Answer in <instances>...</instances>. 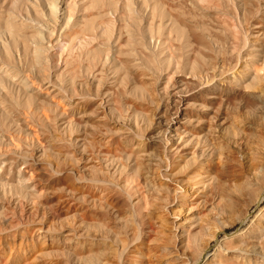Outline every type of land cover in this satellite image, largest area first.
<instances>
[{
    "label": "rangeland",
    "instance_id": "rangeland-1",
    "mask_svg": "<svg viewBox=\"0 0 264 264\" xmlns=\"http://www.w3.org/2000/svg\"><path fill=\"white\" fill-rule=\"evenodd\" d=\"M253 1L254 3L252 0H245L243 4L242 0H59L60 11L59 14L57 13L54 21L48 13L46 0H0V11L6 9L12 15L14 14L15 16H13L18 26L28 28V30L30 28L37 29L39 25L36 24L41 23L40 27L42 26V28L44 26L42 33L44 36H41V38H44V41L40 39V44L44 49V56L46 57H44L45 64L48 65L45 66L46 68L44 67V70L39 75L44 77L41 78L46 84V87H49V89L52 87V89L56 88L54 90L55 92L51 89L49 96L52 93V97L50 99L48 96V98L38 97L39 94L36 96L35 93V95H32L33 92H30V94L27 91V93L23 85H19V80L16 79V75V77L12 75L11 77L14 79L11 80L10 76L9 78L5 73L2 74L3 72H0V84H3L0 85V95H4V91H7L10 97H18L16 98L17 104H13L14 109L17 105H19V109L22 108L20 110L21 112L17 110L18 107L15 109L19 111V115H17L19 116V119L17 118L19 121L15 120L17 117L15 114V117L14 115L12 116L15 119L12 120L10 118L11 115L7 116L10 113H5L3 110L1 112L2 108H0V121L2 122L1 125L3 124L2 126L0 125V128L2 127L1 130L4 131H1L4 134L3 136L0 134V171L3 175V179H1L2 183L0 182L2 188L0 187V189L5 188L4 191H0V200H3L2 202H4L6 208L8 205L12 206L5 209L11 214L10 216L8 215L10 218L9 222L11 221L8 224H11V228L8 225L6 227L7 230L9 229L8 231L6 228H0V264H57L59 262L58 260L64 261L65 264H72L69 258L70 253H67L65 249H56L57 252L54 248L52 250L48 249L51 248L48 246V242L45 243L47 245L43 244L44 247L42 244V246L39 244L41 248L43 247L42 249L47 247L48 250L39 249L40 247L36 242V235L38 234L40 237V234L58 233L61 230H73V232L79 233L85 223H89L90 218L87 220L88 217L86 216L89 213L91 215L90 211L93 209H97L99 212L107 211L108 213L104 214H107L106 216L109 215L108 220L109 218L110 220L113 219L110 222H115L116 226L118 225L117 227L120 228V231L121 228H125V231L121 233L123 236L120 235L122 238L130 237V235L126 234L132 230L134 232L135 228L136 231L134 233H137L145 221L143 214L147 205L143 206L146 200L142 196L148 194L145 191H149L150 186L145 184L139 176L134 177L132 175L131 172L134 168L132 170L127 169L130 166H134V162L128 153L124 151L123 145L127 143L131 136L138 135L141 141H143V149L145 148L146 150H144L147 152L143 150L141 158L145 160L142 159L141 161L143 162L141 163L143 165L145 162L143 166H147L145 167L146 169L142 166V169L143 171L147 170L146 172H149L152 164V168L159 165L160 158H156L154 155L165 145V150L170 152L168 153L170 154V158L168 154L167 158L179 160L182 156L185 157L182 154L183 150L176 148V143L172 140L173 138L178 139V136L182 138L188 135L200 136L199 139H201L202 145H204V152L201 156L199 153H196L198 152V147L187 148L186 153L188 157L186 156V158H188L189 162L196 164L198 162H205L211 158L210 160L215 159L216 162L219 161V166L222 167V160L224 159L226 148L233 145L232 141L236 130L241 131L244 125H250L252 123L251 126L254 125L255 127L257 125V129L264 131V105L261 103L258 104L257 100V103L254 102V99L247 94V90L238 87L234 83V78L238 74L242 75L244 70L246 72L248 69L255 74L252 82L254 87L250 91L264 93V56L262 55L264 52L259 49L260 44L258 43L264 41V0ZM247 2H251L252 4L249 3L250 6L248 4L245 5ZM243 6L247 8L249 6L250 8L247 10ZM67 7H69V10ZM242 7L245 9L244 12ZM21 19L25 22L21 21ZM49 22L50 25H48ZM40 27L38 29L42 30ZM45 27L48 28V31ZM50 28L53 29L52 33L51 30L48 33ZM261 29L263 30L261 31ZM28 30L26 33H22L23 35L18 34L19 38L11 37L13 40L5 32L0 31V59L13 64L17 69V72L14 71V73L18 76L21 73L24 76L28 74L27 77H34L33 79L39 80V75L36 73L37 69H35L36 63L33 58L34 52L33 50H29L34 45L30 40V36H33L31 35L33 34V30H30L31 32ZM191 32L205 36L209 42L208 58H204L203 60L200 57H198L199 59H192L191 48L195 44L194 35L196 34H192ZM213 36L221 37V43L215 45L212 41ZM20 37H25L28 42L31 41V46L29 45V47L24 48ZM62 37L66 39L64 40ZM2 41L5 42L7 48L3 45ZM224 44L226 45L224 46ZM259 52H261L260 55ZM120 55L125 58L127 57L129 60L132 58L131 62L134 59V66L131 64V66L126 67L120 62L122 64L121 66L119 59H116ZM256 56L259 57L257 58ZM259 59L262 60L260 61ZM18 61H21L20 65ZM259 61L260 63H258ZM262 61L263 63H261ZM210 73H213L212 75L215 76L214 81L209 80L211 78ZM14 80H18V83ZM59 81L62 83L61 85ZM181 81L185 82L188 89L195 87L193 92L186 97L190 103L188 104L186 102V117L184 121L179 123L175 133L174 129L171 130L172 136H169V130L163 135L164 131L162 128L165 127L166 119L170 115L174 116L173 113L175 110L173 109L178 104L177 87ZM207 81L208 83H206ZM45 84L41 86L42 90L46 88ZM201 86L202 88H200ZM58 88L62 90L61 94H64L65 91L66 95L64 94L63 96H66V99H63L64 97L60 94ZM47 90L44 91L46 92ZM44 91L43 93L45 94ZM14 97L12 98L13 101L15 99ZM18 100H20V104ZM14 113L17 112L14 111ZM5 114L6 116H4ZM20 122L24 124L21 125ZM39 132L46 136L49 147L47 146L48 142L46 143L42 140L41 137L43 136L39 137ZM36 136L39 137L38 140H36ZM124 138L128 139L124 142ZM166 140L170 145L168 144L167 146ZM44 145L46 147H42ZM103 152H105L106 156ZM7 154L24 159L23 163L19 162V168L17 169L26 172V182L29 185H34L32 189L36 188L35 192L41 189V191L39 190L37 193H33L35 197L30 195L28 193L29 191L25 194L26 189H23L25 193L22 192L24 195H21V191L23 190H21L22 188L20 186L18 189V180L15 179L17 177L15 175L16 168L9 165V159H3L4 155L6 156ZM108 154H112V157ZM113 154L117 155V157ZM87 156L89 158L88 160ZM105 159H108V161ZM155 159L158 163L155 162ZM92 160L96 162H91ZM82 161L83 163L87 162V167H84L85 163H81ZM91 163L95 165V167L92 165L94 168L90 167ZM162 163L160 164L162 165ZM111 167H116L113 169L118 174ZM101 168L105 170L107 173L105 175L109 176L108 178L102 175L105 172ZM99 169L100 171H98ZM93 170H95V175L96 173H102L98 175V178L101 180H103V176V178L106 177V181L102 182L103 185H106L105 183L108 180L107 185L113 182V186L117 185L119 187H113L111 184V188L110 184L108 185L109 187L106 185L109 189H112L109 190L110 192L114 188H117L115 189L116 192L123 188V192L118 191V196L116 194L114 195V192L111 193L118 198L122 196V199L126 200H124V204L126 205L128 203L130 205V200H127V195L130 194L129 199L131 198L132 206H123L121 209L118 208L121 211L117 212L115 206L111 207V205L105 204L106 201L99 196V190H94L96 189L94 182L91 181L93 183L92 185L89 182L92 176L90 174L93 173ZM126 170H128V173ZM134 172L135 170L133 174L136 175V172ZM83 177H87L88 179H83ZM115 178L117 181L114 180ZM77 181L79 185L80 183L82 184L80 190L79 187H76L78 186ZM194 181L197 183L196 186L201 187L197 189L199 192L197 193L205 194L203 191L208 190V183L204 182L203 177L197 175ZM97 184L99 185L100 183ZM82 186H93V191L89 190L91 188H87L91 193L87 192L88 190L86 191V188H81ZM180 187L185 190L186 197L182 200L184 203L183 207L174 208L169 212L172 215L175 209H179L175 210L173 216L180 217V220L178 219L176 221L177 229L176 227L174 229V232L176 231L174 238L169 237L167 243L168 245L169 243L170 245L175 243L176 247L173 249V255L175 256L178 253L180 254L179 258H184L185 260V258H188V253L182 251V245L189 243L191 244L189 245L190 247L193 246L194 249L196 248L195 244L199 242L197 240L201 239V231L196 232L195 230L197 229L198 231L201 229L204 231V228H201L204 225L202 221L200 222V218H205L204 213L206 211L215 209L213 207L216 206V201L213 204H211L212 202L207 203L213 207L207 204L203 206L201 203L194 204V202L190 201V187L177 183L172 184L170 187L171 190L169 189L171 198H180ZM9 189L12 193L9 192ZM13 189H16L14 192L21 190L17 193L20 195L21 200L17 199L19 195L17 196L16 192H13ZM83 189L86 192H82ZM95 191L97 193L99 192L98 196L101 201H99L97 193L96 196L93 195L92 197ZM139 192L140 194H138ZM123 193L124 195L127 193V197L122 195ZM3 194H6L5 196L8 199ZM37 194L40 196L37 198L39 200L36 199ZM26 195H29L28 198L30 199ZM31 196L35 199V202ZM142 199L145 201L144 203ZM74 205L76 207L80 205V209H86L84 211L81 209L83 214L89 213L86 216L85 214L79 215L80 212L73 209L75 208ZM92 206L93 209L91 208ZM256 206L249 203L246 208L248 214L247 218L244 219L245 221L238 220L237 218L233 220L232 218L233 225L231 227L225 226L226 233L218 230L217 240H220L219 238H222L224 235L233 233V231L237 232L239 229H245L244 227H247L249 220L254 219ZM261 206H263V201L259 202L258 207ZM10 208L11 210H9ZM87 209L90 210L87 211ZM12 210L15 211L13 212ZM19 211H22L21 215ZM126 211H132L130 213L127 212L130 215L128 219H132L134 216L138 218L140 214L139 220L133 218L137 224L132 219V222L136 226L129 224L127 226L128 230L120 222L121 219L128 217V215L118 214L119 212L122 214ZM81 215L86 218V222L83 220L85 218ZM116 215L118 216L116 217ZM132 215L134 216L132 217ZM11 216H15V219H11ZM181 216L190 218H183V221H181ZM81 217L83 219H80ZM118 217H121L120 220ZM180 221L184 222L183 224H186L187 227L194 221L195 224L193 223L191 227L189 226V231L186 230L188 228H183L185 229L184 232L178 228ZM138 223H142L140 227ZM198 223L202 225L198 226ZM227 223L229 224L228 221ZM186 231L189 233L188 235H192L191 231H193L194 235H190L187 239L188 235H186ZM196 233H200L199 236L197 235V238ZM64 234H61V238L63 236L65 237ZM25 235L27 236L25 237ZM18 237L22 239H28L30 237V239H25L26 241L24 242V239L22 241ZM194 239L196 241L195 243ZM31 240L32 246L34 245L33 243L37 244L34 245V248L31 247L30 249L36 248L35 250L39 252V254L35 252L34 255L37 256H32L34 259H30L31 257L28 259L29 254H32L33 251L29 249ZM185 240L187 242H184ZM110 242L115 246L111 245L113 248L117 249L120 247V241L115 242L117 245L111 239ZM137 244L139 246V243ZM214 245L215 242L211 241L209 251H212ZM169 247L171 248L172 246ZM40 255L43 256V258L41 257L43 261L39 259ZM140 256L145 258L142 253ZM143 257L141 258L142 260L137 257V263L138 261H142L141 264H148V258L144 259ZM255 257L260 256L257 255ZM64 263L62 262L61 264ZM126 263L129 264V262Z\"/></svg>",
    "mask_w": 264,
    "mask_h": 264
},
{
    "label": "bare ground",
    "instance_id": "bare-ground-1",
    "mask_svg": "<svg viewBox=\"0 0 264 264\" xmlns=\"http://www.w3.org/2000/svg\"><path fill=\"white\" fill-rule=\"evenodd\" d=\"M242 1H243V4H244L245 0H242ZM46 2H47V6H48V13H49L50 17L53 18V20H54L57 17V13L59 14V11H60L59 0H46ZM252 2L254 3L253 0H252ZM249 3L252 4L251 2H247V3H245V5H247V4L249 5ZM249 6H248V8H250ZM243 7L247 8L245 6H243ZM243 7H242V9H243V12H244L245 9ZM68 8L69 7H67V9ZM248 8H247V10H248ZM13 15H12V13L8 12V10H6V9H3L2 11H0V31L5 32L9 38H11V37L19 38L18 34L26 33L28 28L18 26L16 24V20H15V17H14L15 15L14 16ZM83 16H84V14H83ZM65 18H66V16H65ZM21 21H24V20L21 19ZM263 24H264V16H263ZM36 25H39V27H40L41 23L40 24H36ZM48 25H50V22H49ZM38 28L37 29L36 28L35 29L34 28H30L28 30L29 32H31L33 30L32 31L33 34H31L33 36H30L31 37L30 40L32 41V43H34V45L32 44L33 47H30L32 49H29V48H27V49L33 50V52H34V57L33 58H34V61L36 63V64L34 63L35 66H36L35 69H37L36 73H38V75H39L40 72H42V70H44V67L46 65H48V64H45L44 49H43V46L40 44V39H43V41H44V38L43 37L41 38V36H44V35H42L44 26H43V28H42V26L40 27L42 30H40ZM45 29L48 31V28L45 27ZM50 30H51V33H52L53 29H51V28L49 29L48 33H50ZM262 30L263 29H261V31ZM191 33L192 34H196V35H194L195 36V38H194L195 39L194 40L195 44L191 48V57H192V59H197L198 57H200L201 60H203L204 58H208V56H209L208 51H209V47L210 46H209V44H208L209 42L207 41L205 36H201V35H199L197 33H193V32H191ZM30 37H28V38H30ZM0 38H1V36H0ZM221 40L222 39L219 36H217V37L213 36V38H212V41H213V43L215 45L220 44ZM20 41L24 44V46L22 45L24 48L25 47H29V45L31 46V41L28 42L25 39V37L24 38L20 37ZM2 43H3V45L5 47L7 46L4 41H2ZM258 43L260 44L259 45L260 46L259 49L264 52V41L262 43H260V42H258ZM252 44H254V43H252ZM225 45L226 44H224V46ZM254 46H255V44H254ZM256 51L258 52V50H256ZM260 54H261V52H259V55ZM262 55L264 56V53ZM256 57L258 58L259 56H256ZM12 59H14V58H12ZM18 59L21 60L20 58H18ZM116 59L117 60L119 59V63L122 62V64H124L126 67L127 66H131V64H132V66H134L133 65L134 64V62H133L134 59L131 62L132 58L129 60L127 57L125 58V57L120 55V57L116 58ZM260 61L258 63H260ZM263 61L261 63H263ZM8 62H6V60L0 59V72L1 73L3 72L2 74L5 73V75H7L8 77L9 76L11 77L12 75H14V76L16 75L17 77L16 76L15 77H16V79L19 80V85L22 84L23 87L26 89V92L27 91H29V93L33 92L32 95L36 94V96H37L39 94L40 96L38 95V97H45V98L48 96L49 99H50V97H52V93H51V96H49V93L51 92V89L53 87L51 89H49V87H46V84L44 83V81L41 78L43 76L39 75L38 76L39 80L33 79L34 77H32V78L27 77L28 74L27 75L25 74V76H24L22 73L21 74L19 73L20 76H18L16 73H14V71L17 72L16 67H14L13 64L8 63ZM46 63H47V61H46ZM48 63H49V61H48ZM18 64L20 65L21 61ZM122 64L120 63L121 66H122ZM237 64H238V62H237ZM263 64H261V65H263ZM231 69H233V68H231ZM212 74L211 73L209 74V75H211V78L209 80L214 81L215 80V76H213ZM254 78H255L254 72L253 71H249L247 69L246 72L244 70V73L242 75L238 74V76H236L234 78V83H236L238 85V87H241L242 89L247 90L248 91L247 94H249L254 99V102H256V100H257L258 104L261 103L262 105H264V93L260 92V91H253V90L250 91L254 87L253 83H252ZM10 79L13 80L14 78L12 79V77H11ZM18 80L17 81L14 80V81H16L18 83ZM59 83H60V81H59ZM206 83H208V81ZM44 84H45V87L47 89H49V90H47L46 88H44V90L49 91L48 93H47V91L45 92L44 90L41 89V86H43ZM61 84L62 83H60V85ZM0 85H3V84H0ZM205 85H204V87H205ZM177 88H178V90H177L178 104H176L177 107L175 109H173V110H175L174 113H173L174 116L170 115V116H168L169 118L166 119L165 127L162 128L163 131H164L163 135H165V132H167L169 130L170 131L169 132V136H172L171 130L174 129V133H175L176 132L175 130L177 129V126L179 125V123H181L182 121L185 120V117H186L185 107L187 106L186 102H188L186 97L190 93H192L193 90L195 89V87L194 88L192 87L191 89H188L187 85L183 81H181V83L178 85ZM200 88H202V86ZM25 89H23V90H25ZM41 90H42V93L44 91L45 94L43 93V95H42ZM52 90L54 91V90H56V88H54ZM58 90H60V94H61L62 90L60 88H58ZM3 91H4V89H3ZM64 94H65V91H64ZM64 94H61V95L63 96ZM62 96H61V98L64 97V96L63 97ZM13 97L14 96L10 97V94L7 91H4V95H0V108H2L1 112H2V110L5 113L9 112L10 114H8L7 116L11 115L10 118L12 120L15 119V118H12V116L14 114L16 116L19 115V111L22 109V108L19 109V105L16 106V107H18V109L15 107V109H17L19 111L14 109V105L17 104L16 103L17 102L16 98H18V97H16V98L14 97L16 99V100L14 99L15 103H13L14 102L13 99H12ZM173 98H175V97H173ZM63 99H66V96ZM18 102L20 104V100H18ZM188 104H190V103L188 102ZM21 107H23V106H21ZM14 111L17 112V113H14ZM12 112H13V114H12ZM22 114H24V113L22 112ZM43 114L45 115V113H43ZM15 115H14V117H15ZM4 116H6V114ZM20 116H21V114H20ZM18 117L19 116H17L15 120H18L19 119ZM47 118H49V117H47ZM20 119H21V117H20ZM236 120H237V117H236ZM239 122H241V120H239ZM1 123L2 122L0 121V125H1ZM20 124H21V122H20ZM22 124H24V123L22 122ZM251 124L250 125L246 124V125H244L243 128L241 127L243 130H241V131H237L236 130L234 132V137H233V141H232L233 145H231L229 148H226L227 150L225 152L224 159L222 160L223 161L222 167L219 166V163H218L219 161L216 162L215 159H214L215 161L214 160H210L211 158L210 159L207 158L208 159L207 161L198 162L196 164H192L191 162H189L188 158H186V156H187V153H186L187 148L194 147V146L198 147V152H196V153H199L200 156H201V154H203V152H204V150H203L204 149L203 148L204 145H202V141H201V139H199L200 136L196 137V136H193V135H190V136L188 135V136H186L184 138L178 136V139H174V138L172 139L176 143L175 144L176 148H178L180 150H183V152L182 151L181 152H182V154L185 157L182 156L183 158L181 157V158H179V160H174L175 158H173V160L169 159L170 158V156H169L170 154H168V153H170V152H167V150H165V146H166L165 145L163 148L161 147L162 149L160 151L156 150L158 153L155 152L156 154L154 155L156 158H160L159 162L160 163L163 162L162 165L159 163L158 166L156 165V166H154V168H152L153 167V164H152L151 170L149 169V172H146L147 170L143 171V169H142V166L144 165L145 162L143 163V165L141 163V162H143V161H141L142 159L145 160L144 158H141V155L143 154V150L145 149V148L143 149V145H142L143 141H141V139H140V137L138 135L131 136V138H129V139L126 138V139H128V141H127V143H125V145H123V148L125 149L124 151H126L128 153V155L130 156V158H132V160L134 162V164H133L134 166H130V167H128V168L126 167V168L128 170H132V168H134V170L136 172V175L133 174L134 170L132 172L131 171H129V172H131L134 177L139 176L141 179H143L145 184L150 186L149 191L146 190V188H145L146 191L144 190L146 193H148V194H146L147 196L146 195H145L146 197L144 195L142 196L146 200V202H145L142 199L143 203L144 202L146 203V204L144 203L143 206L147 205L146 206V210L144 211V214H143V219L145 221L143 220L144 224L138 223L139 227H140V224H142L143 226L140 227V230L137 231V233H134L136 231V228H135L134 232H133V230L131 231V232H133L132 234H134L135 236L130 234L131 232L129 231L130 233H128L126 235H130V237L127 236V238L126 237L122 238L121 236H123V235L121 233H123L125 231V228H121V231H122L121 232L120 228L117 227L118 225L116 226L115 222H110L113 219H111V220H110V218H109V220L107 219L109 215L106 216L107 214H104V213H108L107 211L105 212L104 206H103V210L104 211L101 209L103 212H101V211L99 212V211H97V209L94 210L93 206H92L91 208L93 210L90 208L92 210V211H90L91 215H89L90 214L89 212L84 213L85 216L89 213L88 214L89 216L87 215L86 217H88L87 220L90 218V221H89V223H87L86 222V218L83 216L84 215L83 212H82L83 208H81L82 209L81 210L80 209V207H81L80 205H79V207H78V205H77V207L74 205L75 208H73V209H75V211L80 212L79 215L83 214L81 216L85 218V219H83L81 217L80 219L85 220V222L87 223V224L85 223V225L82 227L81 231L79 233L78 232L75 233V232H73V230H71V231H69V230H63L62 231L61 230L58 233L57 232L56 233H50V234L47 233V235L40 234V237L37 234L36 235L37 239L34 237L36 239V242L38 243V244L37 243L36 244L38 246H39V244H40V246H42L43 244L44 245L48 244V246L51 247V248H48V249L52 250V248H54L55 251H56V249L57 250L58 249H62V250L65 249L67 251V253H70V255H69L70 257L69 258H70L72 264H124L126 262H129V264H136L137 263V261H136L137 257L140 258V260H142L141 258L143 256L142 257L140 256L141 253H142V255L145 256V258H148V264H264V131L257 129V127H256L257 125L254 127V125L251 126ZM1 128H0V134H1V136H3L4 134H2V132H4V131H2ZM208 129H209V126H208ZM41 134H43V133H40L39 137L43 136V137H41L42 140L47 143L48 141H46V136L44 134L43 135H41ZM36 137H37L36 140H38L39 137L38 136H36ZM4 139H5V137H4ZM126 139L124 140V142L126 141ZM187 140H190V141L187 142ZM43 141H42V143H43ZM204 141H205V139H204ZM210 141H212V140H210ZM46 143H45V145H46ZM166 144H167V146H168V144L170 145V143L167 140H166ZM45 145L42 146V147H46ZM47 146L49 147V142H48ZM225 146H226V142H225ZM42 147H41V149H42ZM169 149H170V147H169ZM145 150H144V152H147ZM42 151H44V150H42ZM103 153L105 154V152H103ZM106 153H107V151H106ZM101 154H102V151H101ZM104 154H103V156H104ZM167 154H168L169 158H167ZM111 155H109V156H111ZM113 155H115V154H113ZM193 155H194V153H193ZM105 156H106V154H105ZM115 156L117 157V155H115ZM177 156H176V158H177ZM79 157H78V159H79ZM111 157H110V159H111ZM119 157H121V156H119ZM172 157H175V156H172ZM3 159H9L10 160L9 165L10 166L12 165V167L16 168L15 175L17 177L15 179L18 180V184L16 182V184L18 185V189H19V186L22 188L21 190L26 189V191L25 190H23V191H21V190L18 191L17 190V191L18 192L21 191V195H24L23 193H25V192H26L25 194H27V191H29L28 193L30 195H32L33 197H35L34 194L37 193L39 190L41 191V189H39L38 191L36 190L37 192H35L36 188L32 189L34 187V185L30 184L31 185L30 186L29 183L26 182V180H27L26 172L24 170L22 171V170L17 169V168H19L18 167L19 162L23 163L24 159L23 158L14 157L11 154H7L6 156L4 155ZM78 159L75 158L76 161ZM88 159L89 158L87 156V160ZM103 159H104V157H103ZM193 159L195 160V158H193ZM79 160H78V162H79ZM82 160H84V159H82ZM105 160L108 161V159H105ZM76 161H75V163L77 164ZM119 161H120V158H119ZM129 161H131V160H129ZM91 162H94V161L92 160ZM155 162H156V159H155ZM81 163H83V161ZM156 163H158V162H156ZM85 164H86V166H85ZM85 164H84V167H87V162ZM121 164H122V162H121ZM92 165L95 167V165L93 163H91V166L90 165L89 166L92 167ZM148 165H150V164H148ZM146 166L147 165H145V167ZM94 167H92V168H94ZM145 167H144V169H146ZM92 168H91V170H92ZM105 168L108 169L107 167H105ZM167 169H169V170H167ZM128 170H126V172ZM94 171L95 170H93V173L90 174V176L91 175L92 176L90 178L91 180L89 179L90 180L89 182L90 183H91V181L94 182V185L96 186V189H94V190H96V191L99 190L100 194H99V192L97 193L95 191V192H93L94 194H92V197H93V195L96 196V193H97V197L101 196L102 197L101 199L106 201L105 204L111 205V207L115 206L117 208V212L121 211V210H118V208L121 209V207L129 205L128 202H127L128 203L127 205L124 204V200L125 199L123 200L122 196H119L121 198L116 197V196L119 195L118 191L123 192V190H122L123 188L122 189L120 188L121 190H117V192L115 190L117 188H114L113 191H111V192H114L113 193L114 195L116 194V196H114L109 191L112 188V186H113V182L111 183L112 186H111L110 183H108V185L110 184V186H111L110 189L108 188L109 186L107 185V182H109L108 180L105 183L108 187L106 185L102 184L103 181L104 182L106 181V177L107 178L109 177V176L105 175V174H107L105 172V170L102 169V171H104L105 173L104 174L101 173L102 175L106 176L105 178H103L104 176L103 177L101 176L103 180L98 178V175L100 173L99 174L96 173V175H97L96 176ZM96 171H97V169H96ZM98 171H100V169ZM122 171H124V170H122ZM114 172H116V171L114 170ZM142 173H144V174H142ZM108 174H109V172H108ZM112 174H114V173L112 172ZM116 174H118V173L116 172ZM197 175L199 177L200 176L203 177V179L205 180L204 182L208 183L207 184L208 185V190L206 189L205 192L203 191V193H205V194H201V193L198 194L199 192L197 191V189L201 188V187L196 186V184L198 183V180H197V183H196V181H194ZM2 176L3 175H2V172H1L0 173V182L2 181L1 179H3ZM78 177H76V178H78ZM84 178L85 177H83V179ZM85 179H88V178L86 177ZM200 179L202 180V178H200ZM100 180H101V182H100ZM114 180H116V178ZM83 181H85V180H83ZM116 181H114V182L117 183ZM81 182H82V180H81ZM4 183H3V187H4ZM77 183H78V181H77ZM97 183H100V184L98 185ZM137 183H139V182H137ZM174 183H177L179 185H184V186L188 185L190 187L189 188L190 196H191V200L190 201L194 202V204L195 203L196 204L201 203L204 206V205H206L209 202L210 203L212 202L211 204H213L214 201H216V206H214V207L211 204L210 205L207 204L209 206H212L215 209L212 210L210 208L211 211H206L204 213L205 218L202 217L203 215L201 216L202 218H200V222L202 221L203 222L202 224L204 225V227H201V228H204V231L201 230V229L198 230V231H197V229L195 230L196 232L201 231V235H200L201 239H199V240L196 239L199 242H196L195 239H194V243L195 242L197 243V244H195L196 248L194 249L193 246H192L193 248L190 247L189 245H191V244H189V243L188 244L184 243L182 245V251L183 252L186 251L188 253V258H185V260H184V258H179L180 254H178L176 252H175L176 255L175 256L173 255V249H175L176 245H175V243L173 244L172 242H175L176 240L171 242L172 245H170V243L168 245V243H167V240L169 239V237L174 238L175 232H176V231L174 232V229L177 226L176 225V221H178V219L180 220V217H175V215L173 216V214H175V210H179V209H175L172 215L169 212L171 210H173L174 208L183 207L184 203H183L182 200L186 197L185 190L182 187H180V191H181L180 192L181 193L180 198L179 199H173L174 197L171 198V196L169 195V189L172 186V184H174ZM92 184L93 183H91V185ZM81 185H82L81 183H80V185L78 183V186H76V187H79V190H80V186ZM97 185H98V188H97ZM100 185H101V187H99ZM92 187L91 186H89V187L88 186L87 187L86 186L85 187L82 186L81 188H86V191L88 190L87 188H91V189H89L91 191ZM113 187H118V186L115 185ZM15 188H16V185H15ZM124 188H126V187H124ZM203 188H205V187H203ZM140 189L142 191L141 187H140ZM1 190L4 191L5 188L0 189V191ZM14 190H16V189H13V192H14ZM84 190L85 189H83L82 192H86ZM89 190L87 192H90ZM9 192L12 193V191L10 189H9ZM9 192H7V193H9ZM18 192H16V194ZM82 192H80V193H82ZM127 192H129V191H127ZM39 194H40V192H39ZM98 194H99V196H98ZM126 194L124 195V193H123L122 195L126 196ZM138 194H140V192ZM3 195L5 196L6 194H3ZM18 195L19 194H17V196ZM37 195H36V199L41 196V194H40V196L39 195L37 196ZM26 196L28 198L29 195H26ZM127 196L126 197L128 199L126 197H124V198H126L128 201L130 200L129 207H131L132 206L131 198L129 199V196H131V195L129 194ZM33 197H32V200L34 201L35 199H33ZM5 198H7V197L5 196ZM5 198H4V200H5ZM17 199L21 200L20 199V195H19V198H17ZM22 199H23V196H22ZM28 199H30V198H28ZM10 200H9V204H10ZM37 200H39V199H37ZM95 200H94V202H95ZM2 201L0 200V226H1L0 228H4L5 229L7 227V225L9 227L11 225V224H8V223L11 222V221L9 222L10 218L8 217V215L10 216L11 214L9 213L8 210H7L8 213L5 214L7 212L5 209H7L8 207H12V206H10V205L7 206L6 205L7 206V208H6L4 202H2ZM14 201H15V199H14ZM99 201H101L100 197H99ZM260 201H263V206L258 207ZM249 203L257 205L256 208H255L254 219H252V220L250 219L251 221L249 220V224L247 225V227L246 226L244 227L245 229H243V230L239 229V231H237V232H234L232 230L233 233L230 232L231 234L224 235V236L222 235L223 237L222 238L220 237L219 238L220 240H217V232H218V230L223 231L224 233H226V227L225 226L231 227L233 225L232 218H233V220L235 218H237L238 220H244V219L247 218L248 212H247L246 208L249 205ZM3 204H4L5 208L3 207ZM93 205H95V204H93ZM85 206H88V205H85ZM3 208H4V211H6L5 213L3 211ZM15 208H16V206H15ZM77 208H78V210H77ZM85 208H87V207H85ZM100 208H102V207H100ZM100 208H98V209H100ZM105 208H106V206H105ZM125 208H127V207H125ZM125 208H123V209H125ZM79 209H80V211H79ZM9 210H11V208ZM84 210H86V209H84ZM89 210L87 209V211H89ZM12 211L14 212L15 210H12ZM140 211L142 212V210H140ZM19 212H20V215H21L22 211H19ZM127 212L130 213L132 211H126L125 213L123 212L122 214H120V212H119L118 214L119 215H123L124 214L126 216V214L128 215ZM110 215H112V214H110ZM209 215H210V217H209ZM15 216L17 217V215H15ZM117 216L118 215H116V217ZM129 216L130 215H128V217H126V218L121 219V221H120V222H122L123 225L126 226L127 230H128L127 226L129 224H133L134 226H136V224H137V222L133 219V218L136 219L137 217L132 215V217L134 216L132 219L136 222V224H134L132 222L133 221L132 219H128ZM136 216H138V215L136 214ZM139 216H140V214H139ZM139 216H138V218H139ZM169 216H171V217L169 218ZM14 217L11 216V219H13ZM113 217H114V215H113ZM120 218L118 217L119 220H120ZM183 218L184 219H189L190 217L186 218L184 216H181V221H183L182 220ZM181 221L178 223L179 224L178 228H180V230H183V231L185 230L183 228H188L186 230L189 231V226L191 227V225L193 223L195 224L196 220L192 224H190L188 227L186 226V224H183L184 222H181ZM227 221L229 222V224L227 223ZM247 221H248V219H247ZM14 222H15V220H14ZM138 222H141V221H138ZM12 223H13V221H12ZM201 225H199V223H198V226H201ZM194 226H196V225H194ZM194 226H193V228H194ZM217 227H218V229H217ZM219 227H220V229H219ZM48 229H49V227H48ZM176 229H177V227H176ZM6 230H7V228H6ZM179 232H181V231H179ZM191 232H192V235H194V232L193 231H191ZM63 233H65L64 234L65 237L63 236V238H61L62 237L61 234H63ZM125 233H127V232H125ZM188 234L189 233L187 232L186 235H188ZM199 234L196 233V238L199 236ZM126 235H124V236H126ZM131 235H132V237H131ZM190 235L187 236V239H188V237H190ZM26 236L27 235H25V237ZM30 237L32 238V236H30ZM30 237L28 239H30ZM13 238H15V237L13 236ZM172 238H171V240H172ZM19 239L21 240L22 238H19ZM23 239H22V241H23ZM25 239L28 240L27 238H25ZM25 239H24V242L26 241ZM60 239H62V240H60ZM110 239H111V241L113 240V243H115L116 241H118V242L120 241V243H121L120 247H118L117 249L113 248L111 246L113 244H111V242L109 243ZM205 239H207V240H205ZM32 240H31V246L29 245L30 246L29 249L31 247L34 248V245H36L35 243H33L34 245L32 246ZM186 240L184 242H187ZM211 241H214L215 245H214L212 251L211 250L209 251V244H210ZM27 242H28V244H30L29 241H27ZM46 242H48V243L45 244ZM188 242H189V240H188ZM137 243H139V246H138ZM44 245H43V247H44ZM169 246H172V247L170 248ZM42 248L40 247L39 249H42ZM35 249H30V250H33L34 252L32 251V254H29L30 256L28 257V259L30 257H31L30 259H34V258H32V256L35 254V252H37L39 254L38 250L36 251ZM44 249L46 251L47 247L44 248ZM44 249H42V250H44ZM30 250H29V252H30ZM42 250H40V251H42ZM63 252H65V251H63ZM40 253H43V252H40ZM41 255L39 256L40 258L38 257L39 259H41V257L43 258V256H41ZM257 255L260 256V257H255ZM34 256H37V255H34ZM251 256H254V257H251ZM66 260H67V258H66ZM40 261H39V263H40ZM58 261L61 262V263L62 262L64 263V261H61V260H58ZM146 261H147V259H146ZM141 262L138 261V263H140V264H141ZM61 263H59V264H61ZM52 264H54V263H52Z\"/></svg>",
    "mask_w": 264,
    "mask_h": 264
}]
</instances>
